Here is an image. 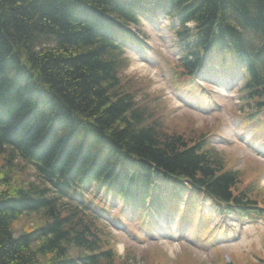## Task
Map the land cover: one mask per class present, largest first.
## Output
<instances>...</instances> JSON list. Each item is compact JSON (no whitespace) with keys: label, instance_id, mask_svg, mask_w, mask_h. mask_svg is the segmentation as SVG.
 <instances>
[{"label":"trees","instance_id":"obj_1","mask_svg":"<svg viewBox=\"0 0 264 264\" xmlns=\"http://www.w3.org/2000/svg\"><path fill=\"white\" fill-rule=\"evenodd\" d=\"M160 6L194 22L200 51L214 43L249 55L247 92L264 99V0H0V264L111 263L65 199L73 176L106 177L125 190L135 174L150 183L164 173L229 198L237 175L202 139L190 144L161 130L123 89L118 47L93 30L97 14L111 28L137 24ZM18 161L35 179L14 180ZM32 214V226L17 231Z\"/></svg>","mask_w":264,"mask_h":264},{"label":"rangeland","instance_id":"obj_2","mask_svg":"<svg viewBox=\"0 0 264 264\" xmlns=\"http://www.w3.org/2000/svg\"><path fill=\"white\" fill-rule=\"evenodd\" d=\"M146 31L148 33H151V31L149 29H147L145 27ZM154 43L155 45L160 49V51H162V53H164L165 58L168 59L169 61H173L172 57L170 56V50H171V46L169 45L170 42H168L167 40L165 42L160 41L159 39H154ZM174 51V49H173ZM139 65L138 64H130V66L123 70V72L121 73V81H126L129 80L132 83H136L137 86L134 87V89L138 88L139 86L145 87L147 85H151L150 88L148 90H144L142 92H140V94L144 95L145 98H151V96L149 95V93H155V92H159V91H163L164 92V97H166L169 101H170V105H178L177 102L174 100L173 95L171 93V90L169 89V76H167V73L164 75L163 78H160L159 76H157L156 74H154V72L152 71V69L150 67H148V65L143 66V68L145 69L143 72H140L139 70H137V67ZM152 81V84H151ZM169 107L170 109L174 110V113L176 115L182 114V119L181 121H178V118L176 116H174L172 113L167 115V119H172L175 121V125L183 127L185 129H193L196 130L198 132H205L210 130V125H214L217 124L218 125V131L217 133L219 135L225 136L227 134V130L222 126L221 124V119L213 112H209L206 114H202L199 117L197 115L191 114V113H186L184 112L183 109H176V108H172ZM177 107V106H176ZM157 110H165L164 108H157ZM160 112V111H159ZM222 112H226L225 109H222ZM162 113V112H160ZM167 125L172 129L175 130L177 132H180L181 130L175 126L174 124H171L169 122H167ZM162 127H164V124H161ZM199 129V130H198ZM165 132L168 133L169 129L166 128ZM207 133V132H206ZM264 134H260L259 136ZM217 135L212 134L210 135L209 139L216 141L217 139ZM219 140V139H218ZM217 140V141H218ZM219 143V142H218ZM220 144V143H219ZM220 149H222L226 156L228 157V160L226 161L227 164L229 165H235L236 167H234L235 169L240 170L243 173V177H241V181H240V186H245L248 185L251 180L250 178L252 177L253 173L251 171H249L250 169H252L257 165H261L260 163L256 162L254 158V156H252L250 153H248L247 149H244V147L242 145H238L236 148L234 147H222L219 146ZM19 164V168L23 167V171L22 174H20V172H18L19 170H16L13 174V178L14 180H19L20 178L23 179H28V180H32L34 177L31 176V169L28 167L27 164L18 161ZM264 167V165H263ZM263 170L259 169L258 170V174L262 173ZM259 185L260 187L264 188V178H260L259 179ZM34 218H36L33 214L29 215V217H21L18 220V226L16 228L17 231L21 230L22 226L27 225L28 227H31L33 222H34ZM137 229V228H134ZM144 233L140 232V236H143ZM118 240L119 243L117 244V248L122 244H130L131 246H134L135 248H137L138 253H141V251H144V254L149 252L151 249H158L161 250V254H151L148 255L146 257H141L138 255L137 258L135 259H131V261H124L122 259L116 260L115 262L116 264H152L153 261H157V260H162L163 255H165L167 257V260H169L168 264H177V262L180 260V258L178 257V255L181 253V248L182 245H180V243H155V244H151V243H143V244H135L132 241L126 240L124 238V236H122L121 234L118 236ZM150 244V245H148ZM157 246V247H153V246ZM235 249H237V258L241 259L244 255H245V249H244V244H241L239 246H234ZM150 249V250H149ZM188 253L192 256V252L191 250H187ZM227 252V251H225ZM143 254V255H144ZM214 252L209 253V254H203V255H199L197 256V260L198 263L201 264H212L211 260L212 258H214ZM223 254V253H222ZM185 259V258H183ZM188 259H191L188 256ZM171 261V262H170ZM191 264H195L194 261L190 260ZM241 263H249V261L244 260Z\"/></svg>","mask_w":264,"mask_h":264},{"label":"bare ground","instance_id":"obj_3","mask_svg":"<svg viewBox=\"0 0 264 264\" xmlns=\"http://www.w3.org/2000/svg\"><path fill=\"white\" fill-rule=\"evenodd\" d=\"M78 10L81 13H85L84 15L89 14L87 11L83 10L82 8H78ZM172 11L174 12V10H171V11H169V14H171L172 17L177 18V15L174 14ZM97 15H98V17H100V19H97L95 21L93 30L96 31L97 33L100 32V34L102 35V38H103V32H104L106 38H108L109 41L111 42V47L113 48V46H115L114 45L115 41L120 36L121 25L113 26L111 28H109L110 25H107L105 27L104 21L101 20V18H103V16L101 14H97ZM216 15H218V13ZM226 19L227 20L232 19V15L226 16ZM219 21H220V18L216 16L215 23H218ZM190 30H191V23L189 21H182L174 30L175 37L177 39H179L180 41H182L187 47V54H186L185 58L187 59L188 62L191 60V63L190 64H188V62L186 63V65L188 64L186 69L197 68L202 63L201 62V58H202L201 51L198 49V47H195V43L193 42L192 36L190 35ZM241 41H245V39L242 38ZM116 55H117V53H116ZM242 55L247 57V58H237V59L230 58L228 63L223 65L221 67V69L223 71L225 70L231 74L242 71L243 69H245V67L249 61V58H250L249 55L247 56L244 53H242ZM116 58L119 60L118 56H116ZM119 62H120V60H119ZM208 62L209 61L205 62L204 65L206 66L208 64ZM121 84H122L123 89L128 94L133 96L134 102L135 103L139 102V97L137 96V94L130 87L125 85L124 83H121ZM29 97L32 98L35 96L29 95ZM145 101L148 104L155 106V98L154 97H152L151 99H145ZM35 104H36V101H32L31 104H29V105H30V107H33ZM17 134H18V132L16 133V135ZM140 177H141L140 174L139 175L135 174L133 185L130 186V189L134 195H136L137 191L144 198H148L152 195H158V196L163 195L162 190L153 186L152 184L147 182L145 179L140 178Z\"/></svg>","mask_w":264,"mask_h":264}]
</instances>
